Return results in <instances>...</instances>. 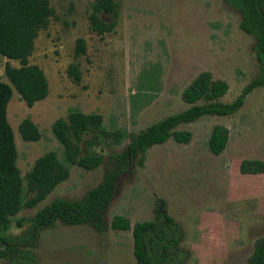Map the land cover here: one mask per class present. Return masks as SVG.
<instances>
[{
    "label": "rangeland",
    "instance_id": "374dc122",
    "mask_svg": "<svg viewBox=\"0 0 264 264\" xmlns=\"http://www.w3.org/2000/svg\"><path fill=\"white\" fill-rule=\"evenodd\" d=\"M116 1L114 30L98 35L89 25L94 0H50L53 15L39 31L30 57V64L45 74L48 96L28 107L11 86L7 106L23 179L22 207L10 234H22L27 220L55 198L80 200L102 179L105 165L85 171L65 160L52 132L55 120L75 111L101 115L106 130L124 134L119 146L94 149L107 161L125 148L131 135L188 108L181 94L199 73L227 83L223 103H231L252 80L264 76L255 38L242 30L239 16L222 0ZM103 18L110 21L108 15ZM80 38L86 53L75 58ZM6 64H19L0 55V81L9 84ZM72 64L79 67V83L67 74ZM24 119L37 126L39 141L21 139L18 126ZM216 126L229 132L219 156L208 148ZM178 130L189 132L190 142L169 139L150 148L144 166L120 181L107 218L121 215L134 225L165 211L185 231L186 264H240L241 256L254 248L256 225L264 219V174L244 175L238 167L244 160L264 162V86L249 94L236 114L203 117ZM50 151L70 176L36 208H25V174ZM19 219L25 220L22 228L16 226ZM35 252L38 264H136L131 232L98 235L89 226L57 224L42 233Z\"/></svg>",
    "mask_w": 264,
    "mask_h": 264
},
{
    "label": "trees",
    "instance_id": "16d2710c",
    "mask_svg": "<svg viewBox=\"0 0 264 264\" xmlns=\"http://www.w3.org/2000/svg\"><path fill=\"white\" fill-rule=\"evenodd\" d=\"M222 1L239 16L242 30L255 38V51L264 71V0ZM118 9L116 0H94L89 14L91 31L98 35L111 33L117 23ZM52 15L50 0H0V55L19 64V67L6 64L4 74L9 84L0 81V259L5 264H38L35 250L42 233L57 224L89 226L98 235L109 231H130L128 218L116 215L108 220V212L120 181L131 174L133 168L144 166L146 152L163 142L179 125L205 116L236 113L254 89L264 86V76L257 77L242 89L234 101L222 103L217 100L227 92L226 83L213 80L209 73H201L182 94L184 102L190 104L188 108L163 117L130 136L125 148L110 154L107 161L94 149L119 146L124 134L119 130H106L101 115L75 111L65 119L55 120L51 128L63 147L65 160L85 171L105 165L102 179L80 200L55 198L27 220L29 226L22 234H10L13 218L22 207L23 179L17 167L18 148L7 119V106L12 97V87L28 107L48 96L45 74L38 66L30 64V57L39 31L47 27ZM104 15L110 16V21L104 20ZM85 53L86 43L80 38L76 41L74 57ZM67 74L75 83L80 82L77 64L70 65ZM18 132L25 142H37L41 138L37 126L30 119L21 121ZM69 176V169L54 152H47L36 159L25 174L29 198L24 207L36 208ZM24 222V219H19L16 226L22 228ZM133 239L137 264H185L188 260L187 251L181 247L183 231L165 211L157 212L150 222L135 224Z\"/></svg>",
    "mask_w": 264,
    "mask_h": 264
},
{
    "label": "crops",
    "instance_id": "0c3cea01",
    "mask_svg": "<svg viewBox=\"0 0 264 264\" xmlns=\"http://www.w3.org/2000/svg\"><path fill=\"white\" fill-rule=\"evenodd\" d=\"M201 73H209V72H201ZM201 73H199L195 78H197ZM192 81H191V83H192ZM226 85H227V83H226ZM256 89H258V88H256ZM184 90L182 91V94H183ZM227 91H228V85H227ZM226 93L222 97H220L217 101L222 102V98L226 95ZM182 94H181V99L184 102V100L182 98ZM200 103L201 102H197V104H200ZM185 104L188 105V107L190 106V104H187V103H185ZM239 111H237V112H239ZM236 113H234V114H236ZM234 114H232V115H234ZM232 115H229V116H232ZM205 117H208V116H205ZM218 117H228V116H218ZM191 123H193V122H191ZM188 124H190V123H188ZM183 125H187V124H182V125L177 126L163 142H161V143H159L157 145L164 144L169 139H172L173 141H175L176 143H179V144H188L190 142V139H191V134L189 132H187V131L178 130V128L180 126H183ZM228 140H229V132H228L227 128L221 127V126L214 127L213 130H212V134H211V136L208 139V148H209V151L211 152V154L213 156H219L220 154H222V152L224 151V149H225V147H226V145L228 143ZM224 143H226V144H224ZM238 167H239L240 173H242L244 175H260V174L263 175L264 174V162L261 161V160H244V161L239 163ZM171 218L177 224L180 225V227H181V229L183 231V241L181 242V247L183 249H185L184 246H183V243H184V240H185V231H184L182 225L179 222H177L173 217H171ZM152 220H154V218ZM152 220H150V221H152ZM259 220L261 222L256 225L257 227L255 228V231H254V233H256V237L253 238V241H255L254 248L253 249H249L247 252H245L243 254V256H241L242 260L240 261V264H264V219L263 220L259 219ZM150 221H144V222H150ZM141 223H143V222H141ZM135 224H137V223H135ZM135 224L131 225V230L130 231H127V232H131L132 241H133V255H134L133 228H134ZM186 251L188 253V260H189L190 252L188 250H186ZM134 258H135V256H134ZM188 260L185 262V264L188 262ZM136 264H137V262H136Z\"/></svg>",
    "mask_w": 264,
    "mask_h": 264
},
{
    "label": "water",
    "instance_id": "95a60500",
    "mask_svg": "<svg viewBox=\"0 0 264 264\" xmlns=\"http://www.w3.org/2000/svg\"><path fill=\"white\" fill-rule=\"evenodd\" d=\"M263 63H264V60H263Z\"/></svg>",
    "mask_w": 264,
    "mask_h": 264
}]
</instances>
